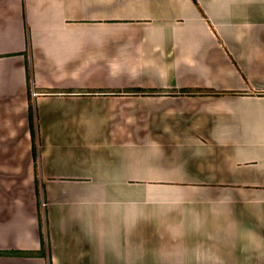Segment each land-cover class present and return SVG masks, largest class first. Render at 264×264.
<instances>
[{"label":"crops","instance_id":"1","mask_svg":"<svg viewBox=\"0 0 264 264\" xmlns=\"http://www.w3.org/2000/svg\"><path fill=\"white\" fill-rule=\"evenodd\" d=\"M197 3L0 0V264H264V0Z\"/></svg>","mask_w":264,"mask_h":264},{"label":"trees","instance_id":"2","mask_svg":"<svg viewBox=\"0 0 264 264\" xmlns=\"http://www.w3.org/2000/svg\"><path fill=\"white\" fill-rule=\"evenodd\" d=\"M194 1L198 5L197 0H194ZM203 15H205V14H203ZM141 92L142 93H148V92L141 91V90H137V91H135L133 93H141ZM187 92L188 91H183L182 93H187ZM94 93H96V92H94ZM219 94H221V93L213 92V95H219ZM29 121H30V126H31V129H32V132H33V138H34L35 137L36 122H35V110H34L33 106H31L30 110H29ZM33 154H34V157H35V161H37V147H36V143L35 142L33 143ZM34 254H36V253L35 252H23L20 255H34Z\"/></svg>","mask_w":264,"mask_h":264}]
</instances>
